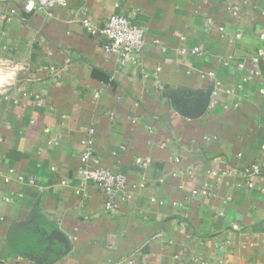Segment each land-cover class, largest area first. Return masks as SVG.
<instances>
[{"label":"crops","instance_id":"0c3cea01","mask_svg":"<svg viewBox=\"0 0 264 264\" xmlns=\"http://www.w3.org/2000/svg\"><path fill=\"white\" fill-rule=\"evenodd\" d=\"M262 12L264 0H68L49 13L0 0V61L21 65L0 90V264H264V59L259 74L250 62ZM110 14L144 30L132 66L81 23ZM193 46L203 54L181 52ZM84 139L127 177L114 213L77 177ZM9 167L35 183L5 181Z\"/></svg>","mask_w":264,"mask_h":264},{"label":"built area","instance_id":"2783aa9c","mask_svg":"<svg viewBox=\"0 0 264 264\" xmlns=\"http://www.w3.org/2000/svg\"><path fill=\"white\" fill-rule=\"evenodd\" d=\"M68 0H23V9L27 13L31 12H45L49 13L55 7L65 6ZM226 9L232 13H236L239 9V5L236 3H227ZM264 14V12H262ZM81 23L87 33L91 36H100L105 39L103 43V50L106 54L112 56L115 62L121 66H132L136 64L143 53L144 49V30L136 24L131 23L126 17L119 14H110L106 22L99 26L91 20L82 19ZM218 31L224 33V28L222 26L217 27ZM240 37L239 33H235L234 38ZM183 40V37H180ZM259 40H264V34L259 35ZM157 42V40H155ZM182 53L189 52L195 56H201L203 51L197 46H193L190 49H181ZM261 59H264V48L258 47L255 54L251 57L250 62L255 71L259 74L258 64ZM220 63L226 65L228 61H219ZM238 67L243 66V61L237 63ZM207 76L213 85V90L209 95V98L217 93L220 82L215 79L212 72H206ZM205 74V75H206ZM145 76V75H144ZM250 80V76H242L240 82L236 85L237 88H241L243 84ZM231 90L227 92H231ZM260 93L264 94V88L259 89ZM97 96V93H95ZM110 117H113V113H110ZM130 119L131 117H127ZM205 139H210V137H205ZM81 153L79 158V164L77 167V177L81 183H93L100 187L105 196L104 207L107 212L114 213L119 207V203L127 202L131 199V194L127 188V177L125 174L120 172H113L108 167L99 165L93 157V145L87 139L81 141ZM264 149V144L261 145ZM264 158V155H263ZM93 161L94 165L91 166L90 162ZM136 162L141 166H146L148 160H142L140 158L136 159ZM259 171L258 164H253L251 167V173H257ZM8 174L4 177L5 181L13 179L17 183H24L32 185L35 183L34 177H27L23 173L17 171L13 167L8 168ZM248 185H252L251 182ZM17 195V197H22L23 193L11 192V195ZM5 202L9 201V196H5ZM151 202L155 199L151 198ZM161 204L162 202L159 201ZM238 225L233 224V228H237ZM128 263H132V259L127 260ZM19 264V263H14Z\"/></svg>","mask_w":264,"mask_h":264},{"label":"clouds","instance_id":"9594fccd","mask_svg":"<svg viewBox=\"0 0 264 264\" xmlns=\"http://www.w3.org/2000/svg\"><path fill=\"white\" fill-rule=\"evenodd\" d=\"M0 64L4 65V67L0 68V90H7V88L15 84L17 73L21 70V65L16 64L9 67L8 61H0Z\"/></svg>","mask_w":264,"mask_h":264}]
</instances>
